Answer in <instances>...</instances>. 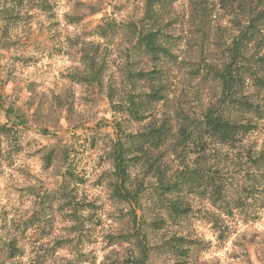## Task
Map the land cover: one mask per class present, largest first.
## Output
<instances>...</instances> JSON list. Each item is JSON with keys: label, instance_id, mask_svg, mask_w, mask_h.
I'll use <instances>...</instances> for the list:
<instances>
[{"label": "rangeland", "instance_id": "374dc122", "mask_svg": "<svg viewBox=\"0 0 264 264\" xmlns=\"http://www.w3.org/2000/svg\"><path fill=\"white\" fill-rule=\"evenodd\" d=\"M23 1L20 18L0 20V243L10 230L24 255L5 263L3 255L0 264H141L143 234L150 244L147 264H264L262 194L234 216L220 214L222 239L212 223L218 211L206 198L175 193L191 204L176 220L142 167L132 169L128 184L134 189L145 180L142 205L115 195L117 124L126 133L141 127L120 102L133 68H151L131 46L127 25L145 0ZM42 1L45 10L37 7ZM186 3L175 0L168 13L182 21ZM106 17L116 23L107 25ZM227 18L215 13L211 22ZM171 64L170 96L156 107L172 115L180 105L193 115L215 91ZM141 85L136 88L145 90ZM9 107L16 115L7 118ZM17 116L26 125L11 129ZM6 124L9 132H3ZM259 132L264 138V121ZM25 224L24 234L17 231Z\"/></svg>", "mask_w": 264, "mask_h": 264}, {"label": "trees", "instance_id": "16d2710c", "mask_svg": "<svg viewBox=\"0 0 264 264\" xmlns=\"http://www.w3.org/2000/svg\"><path fill=\"white\" fill-rule=\"evenodd\" d=\"M187 1L180 22L168 13L175 0H145L142 13L127 23L131 46L148 57L151 68H133L131 86L120 102L119 107L141 127L126 133L117 124L120 133L113 148L114 192L117 198L141 206L145 180L134 189L128 184L132 169L142 167L151 179L149 185L165 199L169 215L176 220L186 217L191 204L180 201L175 193L187 190L206 198L218 211L212 223L222 239L220 214L234 216L235 210H245L257 194L264 195V138L258 135L264 121V0ZM46 3L42 1L37 7L45 10L49 6ZM24 7L23 0H3L0 20L20 18ZM215 13L227 15L226 22L213 25ZM106 21L111 26L116 23L109 17ZM171 63L185 69L187 75L201 77L215 91L193 115L180 105L172 115L160 113L156 107L170 96L167 82ZM141 83L145 90L136 88ZM110 99L116 107L113 97ZM13 114L9 107L7 118ZM25 125L24 118L17 116L11 129ZM9 128L6 124L3 132ZM175 161L177 168L172 164ZM135 223L138 234L142 228L136 218ZM29 226L16 229L24 234ZM138 240L140 263L147 264V235ZM178 240L186 239L180 236ZM173 241L175 251L182 252L184 246ZM20 242L19 236L6 231L0 243L4 263L24 255Z\"/></svg>", "mask_w": 264, "mask_h": 264}]
</instances>
